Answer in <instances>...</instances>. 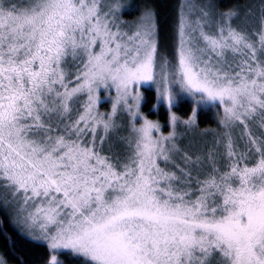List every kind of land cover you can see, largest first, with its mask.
I'll return each instance as SVG.
<instances>
[{
	"label": "snow or ice",
	"instance_id": "snow-or-ice-1",
	"mask_svg": "<svg viewBox=\"0 0 264 264\" xmlns=\"http://www.w3.org/2000/svg\"><path fill=\"white\" fill-rule=\"evenodd\" d=\"M128 7L0 0V218L46 264H264V0H177L167 46ZM186 99L215 110L210 140L183 142Z\"/></svg>",
	"mask_w": 264,
	"mask_h": 264
},
{
	"label": "trees",
	"instance_id": "trees-1",
	"mask_svg": "<svg viewBox=\"0 0 264 264\" xmlns=\"http://www.w3.org/2000/svg\"><path fill=\"white\" fill-rule=\"evenodd\" d=\"M128 5L127 13L123 16L124 21L132 20L142 13L145 8H151L157 13L161 29L162 43L167 46L170 43L171 28L175 19L177 0H123ZM219 11H226L234 8H245L251 0H210ZM144 102L142 112L151 120L162 126L164 134L168 131L169 112L165 106H159L155 102V92L151 89H142ZM196 110L195 124L192 129L184 131L180 125L183 135V142L211 139V132L217 128V116L215 110L206 107L197 108L191 100H181L173 109L181 121L191 117L193 110ZM107 111V103L102 107ZM207 134V135H205ZM0 256L7 260V264H46L48 249L40 241H35L25 236L10 221L7 215L0 218ZM61 259H70L61 257Z\"/></svg>",
	"mask_w": 264,
	"mask_h": 264
},
{
	"label": "rangeland",
	"instance_id": "rangeland-1",
	"mask_svg": "<svg viewBox=\"0 0 264 264\" xmlns=\"http://www.w3.org/2000/svg\"><path fill=\"white\" fill-rule=\"evenodd\" d=\"M234 9H237V8H234ZM238 9H241V7H239ZM143 12V11H142ZM141 15V14H140ZM139 15V16H140ZM139 17H137V18H135V19H132V20H128V21H124L125 23H129V24H131V23H133V22H135L137 19H138ZM124 20V19H123ZM109 108H110V105L107 103V111L109 110ZM206 108H208V107H206ZM101 111H104V110H102V108H101ZM13 223V222H12ZM14 225V224H13ZM16 227V226H15ZM17 229H19L22 233H23V229H21V228H18V227H16ZM25 235V234H24ZM26 236V235H25ZM29 237V236H28ZM36 241V240H35Z\"/></svg>",
	"mask_w": 264,
	"mask_h": 264
}]
</instances>
